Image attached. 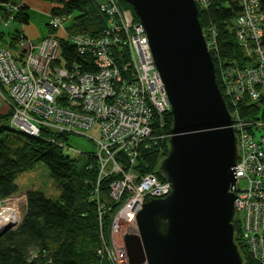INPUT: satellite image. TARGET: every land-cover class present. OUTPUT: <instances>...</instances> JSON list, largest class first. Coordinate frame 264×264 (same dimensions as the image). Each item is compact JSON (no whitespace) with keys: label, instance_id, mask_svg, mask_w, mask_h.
Returning a JSON list of instances; mask_svg holds the SVG:
<instances>
[{"label":"built area","instance_id":"2783aa9c","mask_svg":"<svg viewBox=\"0 0 264 264\" xmlns=\"http://www.w3.org/2000/svg\"><path fill=\"white\" fill-rule=\"evenodd\" d=\"M98 4L108 17L99 35H69L63 27L67 18L55 15L49 20L58 31L55 35L33 40L24 30L14 44L19 60L0 41V98L11 110L12 129L37 137L44 131L53 136L51 141L61 135L87 136L98 168L120 171L121 166L135 165L142 150L169 138L164 128L171 109L143 25L116 0ZM240 6L235 39L247 63L219 61L218 74L238 138L234 221L241 224L240 241L264 264V10L260 0H240ZM213 29L209 25L203 31L211 53L216 50V42L208 37ZM60 31L79 54L92 58L94 70L83 71L59 56ZM123 51L127 59L119 65ZM109 187V197L120 204L109 239L101 234L96 252L110 264H129L125 248L113 241L117 221L131 223L141 203L166 197L172 186L153 173L128 172ZM16 201L0 199V230L14 224ZM125 213L131 219L124 218Z\"/></svg>","mask_w":264,"mask_h":264},{"label":"water","instance_id":"95a60500","mask_svg":"<svg viewBox=\"0 0 264 264\" xmlns=\"http://www.w3.org/2000/svg\"><path fill=\"white\" fill-rule=\"evenodd\" d=\"M124 1L147 34L173 119L158 167L171 192L141 203L122 238L129 264H244L234 240L238 138L196 1Z\"/></svg>","mask_w":264,"mask_h":264},{"label":"trees","instance_id":"16d2710c","mask_svg":"<svg viewBox=\"0 0 264 264\" xmlns=\"http://www.w3.org/2000/svg\"><path fill=\"white\" fill-rule=\"evenodd\" d=\"M40 1L51 5L49 17L57 15L67 18L64 28L69 35L96 36L107 26L108 17L100 10L97 0ZM116 2L132 13L134 21H138L131 4L124 0ZM260 5L264 10V0H260ZM30 10L27 0H0V41L18 60L14 44L24 35L22 27L30 23ZM198 10L203 31L209 24L218 31L216 42L219 55H213L216 69L217 60L223 65L247 63L235 39L234 19L241 11L240 0H208V6L199 7ZM7 20L9 23L5 27ZM46 28V35L58 32L49 26V21ZM64 33H59V56L83 71L94 70L92 58L79 54L74 45L64 38ZM126 59L123 51L121 58H117L118 64L121 65ZM218 79L217 84L222 90ZM10 114L11 110L0 113V120L10 118ZM166 120L164 132L168 135L173 120L171 112H167ZM52 137L44 131L39 137L25 135L0 122V199L15 198L20 212V224L0 235V264H110L96 250L101 244V234L106 240L109 239L112 216L120 204L112 200L108 193L109 185L116 176H105L97 185L99 168L93 152L86 153L84 164L78 167V158L65 153L64 146L70 137L55 136L51 141ZM168 142L166 139L158 146L142 150L131 172L153 173L163 179L158 167L168 153ZM40 162L49 169L57 183L59 194L53 200L43 192L24 190L16 184L19 173L30 170ZM96 188L99 189V196L95 194ZM97 202L105 210L101 217L102 224L98 220ZM234 225V240L243 263L259 264L240 241L241 224L235 220Z\"/></svg>","mask_w":264,"mask_h":264},{"label":"rangeland","instance_id":"374dc122","mask_svg":"<svg viewBox=\"0 0 264 264\" xmlns=\"http://www.w3.org/2000/svg\"><path fill=\"white\" fill-rule=\"evenodd\" d=\"M28 2L31 3L32 5L35 4L36 6H38V5H40L42 7L47 6L46 11H44V12H42L41 10L35 9V8L30 10V18L31 19H30V23L28 24V25H33V26L35 25V27L38 28L41 35L44 36L48 30V28H46V23L52 18V16L49 17L51 5L48 2H45V1L42 2L40 0H38V1L37 0H28ZM196 4H197L198 8L199 7L206 8L208 6V0H199L198 2H196ZM66 24H67V22H65L63 24V27L66 26ZM209 25H212V24H209ZM209 25H207V26H209ZM213 31L214 32H211V34L208 35V37L210 38V36H211V40L214 39V41L216 42V39L218 36V31H216V28L213 29ZM215 44H216V50H215V52H212V57H213V55H215L217 57L219 55V53H217L218 42H216ZM218 62H219V60H217V65H219ZM218 72H219V70H218V68L216 69V66H215L216 79L219 78ZM218 81H219V79H218ZM0 109H2L3 113H5L8 110L6 108V105H3L1 98H0ZM0 122L3 123L4 126H9L10 118H8L6 120L1 119ZM86 134L93 136L94 133L92 134L90 131H87ZM64 149H65V153L67 155L71 156L72 158H78L77 159L78 162L76 163V165L78 167H80L84 164V161L86 160V156H87L86 153L94 151V144H92L91 140L87 136L71 135L70 138L68 139L67 144L65 145ZM133 166L134 165H128L127 167L121 166L122 168L120 171H117V170L115 171L114 167H105L104 172H102L101 168H99L97 177L99 179V178H105V176L113 175V176H116L115 180L113 181V182H115L117 179L119 180V179H121V177H124V175L126 176L128 172H131L130 169H132ZM15 180H16L17 186L23 188L24 190L33 189V190H37L39 192H43L47 198L52 199V200H53V198H56L59 194V189H58V186H57L55 179L53 177H51L49 169L42 162L35 164L28 171H24L22 173H19V175L16 177ZM238 186L242 187L243 183L239 184ZM108 193L110 195V188H109ZM95 194H97L99 196V189L98 188L95 189ZM97 204L99 207L98 208V220H99L100 224H102L101 217L104 215L105 210H104V206H100L98 202H97ZM16 212H17V214H16L14 220H12V221H14V224L11 227V229L16 228L20 224L19 223L20 222V212L18 211V205H16ZM99 212H100V215H99ZM116 212L117 211H115V213ZM115 213H113L112 222L114 221ZM238 217H240V215ZM117 223H118L117 224V230L118 231L114 233L113 241L115 242L117 247H119V246L124 247V241L122 240V238H123V235L126 234V232L128 231L129 225L131 223H128L127 221H125L123 219H119L117 221ZM11 229H9V230H11Z\"/></svg>","mask_w":264,"mask_h":264},{"label":"crops","instance_id":"0c3cea01","mask_svg":"<svg viewBox=\"0 0 264 264\" xmlns=\"http://www.w3.org/2000/svg\"><path fill=\"white\" fill-rule=\"evenodd\" d=\"M38 1V0H37ZM27 3H28V6L29 7H31V10L33 9V8H35V9H38V10H41L42 12H44V11H46V9H47V6H44V7H42V6H40V5H38V6H36L35 4H31V3H29L28 2V0H27ZM33 3V2H32ZM43 9V10H42ZM23 30H25V33L29 36V38H31V39H33V40H35V39H37V38H41V37H43L42 35H41V33L39 32V30H38V28H36L35 27V25L33 26V25H26V26H24L23 28H22ZM47 33H45V35H46ZM44 35V36H45ZM0 113H3L2 112V109H0Z\"/></svg>","mask_w":264,"mask_h":264},{"label":"bare ground","instance_id":"6f19581e","mask_svg":"<svg viewBox=\"0 0 264 264\" xmlns=\"http://www.w3.org/2000/svg\"><path fill=\"white\" fill-rule=\"evenodd\" d=\"M124 218H126L127 220L131 219L130 213L129 214L128 213H125L124 214Z\"/></svg>","mask_w":264,"mask_h":264}]
</instances>
